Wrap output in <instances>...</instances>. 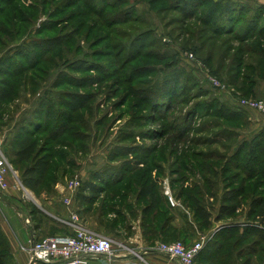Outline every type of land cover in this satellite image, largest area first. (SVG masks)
Returning <instances> with one entry per match:
<instances>
[{"label":"rangeland","instance_id":"1","mask_svg":"<svg viewBox=\"0 0 264 264\" xmlns=\"http://www.w3.org/2000/svg\"><path fill=\"white\" fill-rule=\"evenodd\" d=\"M183 1L0 0V62L12 70L11 95L0 97L1 151L22 182L13 143L25 127L36 131L49 172L39 188L20 189L31 208L106 171L99 200L77 203L100 234L134 236L150 208L147 230L167 222V240L224 238L216 264H264L254 205L264 197V112L239 104L264 102V39L235 35L254 15L264 32V15L243 10L232 33L217 35L202 22L212 2L194 12ZM177 212L185 225H172ZM34 220L46 236L66 234Z\"/></svg>","mask_w":264,"mask_h":264},{"label":"trees","instance_id":"2","mask_svg":"<svg viewBox=\"0 0 264 264\" xmlns=\"http://www.w3.org/2000/svg\"><path fill=\"white\" fill-rule=\"evenodd\" d=\"M207 1L208 0H184L183 10L187 11L191 9V11L195 12L200 8H202L205 2ZM210 1L212 2V6H211L212 8L210 11L207 12L208 13L207 16L202 18L203 19L202 22L207 25L210 24L213 28V31L217 35L232 33L234 29L237 28V26L240 23H242L241 17L247 15V13L244 12L243 10L245 11L251 10L254 7H256V9L259 8L260 10V12L259 11L258 12L262 13L261 15H264V5L259 7L253 6L247 0H210ZM237 14L239 15L238 17H236ZM256 16L257 15H254L248 18V20L246 21L247 24H245L246 27H244L243 35L239 33H235V35L240 39V41L252 40L255 37L264 39V35H263L264 32H262V30L258 28V18ZM230 26L232 27L231 29L228 30L224 29ZM11 72H12L11 67H9V64H7L6 61L0 62V83H2L0 84V97L2 99H7L11 95V93L7 91L9 84L7 80H5V77L8 76ZM169 94L170 93L167 92L165 94V97L168 96ZM76 103L77 104L74 109H78L82 107V103H78V102ZM168 107L170 106L168 105ZM36 134H37L36 131H32L29 127L27 128L25 127L23 131L20 132V136L18 135L13 143L15 146L14 161L18 166L24 167L23 179L22 178L20 179L23 182L24 186H27L32 190H35L42 185L43 181L45 180L49 172V161L42 159V157L44 158V156H42L44 152L39 148L40 145L39 139L35 137ZM105 172L106 171H104L103 173H100L99 171L93 172L91 174L92 179L89 181H85L84 184H82L80 190L77 191L75 194L76 207H77V203L84 202L86 204H92V203H96L99 200L100 195L106 191L103 188L104 187L103 184L109 183L110 182L109 179L112 176L109 173H105ZM199 203L200 201H195V205H194V210L197 217L203 223L209 222V219L212 218V214L205 213L203 210L204 208L200 207L201 205ZM254 205L256 209V219L261 223L262 227L264 228V197H260L256 201H254ZM237 208H238L237 205H235L233 211L229 212V214L235 212ZM150 212H151L150 208H145V210L143 211L142 224L144 227V233L149 232V228L147 230V227H149L150 223H148L147 217L148 215H150ZM31 213L32 215H38L37 213L39 212L37 209H35V207H33ZM226 214L227 212L221 210L220 216H217L216 219L222 220ZM169 226L170 224L164 222L161 225V228H157V229H160L161 233H163L164 236V233H167L166 230H168L171 227ZM182 232L184 233V230ZM167 239H168L167 235H165V237H163L161 241L172 242L171 240H167ZM222 240L211 239L204 246L203 250L197 256L196 260L199 259L200 256L205 255L208 257L206 258L208 264H216V261L219 258V254L222 252L224 248V244L222 243ZM182 242L185 243L184 241ZM3 257L5 260L4 261L5 264L13 263L12 255L10 254V245L8 239L0 227V264H2Z\"/></svg>","mask_w":264,"mask_h":264},{"label":"crops","instance_id":"3","mask_svg":"<svg viewBox=\"0 0 264 264\" xmlns=\"http://www.w3.org/2000/svg\"><path fill=\"white\" fill-rule=\"evenodd\" d=\"M247 1L257 7L264 5V0ZM261 125H264V118L258 121L256 127ZM15 182L16 179L11 177L10 187L1 195L0 227L10 245V254L13 257L12 264H30L28 248L31 242L34 239H42L47 236L44 233L42 224L34 220L37 215H32V208L27 197L24 196V193ZM61 197L57 196L56 192H53L50 197L43 194L39 201L35 202L40 215L47 218L49 223L58 227L59 230L57 232L73 233L74 226L72 225L71 211H75L78 214L79 220L77 224L80 228L100 234L98 229H94L88 223V220L81 219L80 208L76 207V204L69 208L62 202L63 199ZM178 214L177 212L175 219L172 221V225L175 227L185 225V216L180 215V217H177ZM180 219L181 224H177ZM131 228L135 231L132 237H127L124 240L110 237L117 247L119 245L123 246L118 249L117 256L92 258L90 264H180L177 260L170 259L154 251V246L164 237L160 229L153 230L149 228V232L144 233V230L137 223L132 224ZM195 264H199L198 260H196Z\"/></svg>","mask_w":264,"mask_h":264},{"label":"built area","instance_id":"4","mask_svg":"<svg viewBox=\"0 0 264 264\" xmlns=\"http://www.w3.org/2000/svg\"><path fill=\"white\" fill-rule=\"evenodd\" d=\"M242 107L258 109L264 112V102L240 101ZM16 172L0 147V198L3 192L10 187V178ZM16 177V176H15ZM19 189L25 188L22 182L16 179ZM79 181H72L67 186V193L62 202L69 208L75 206V194ZM26 189V188H25ZM172 205L175 202L170 198ZM74 226L73 233L55 234L42 239H34L28 250L30 253V264H90L92 258L115 257L118 247L114 241L105 235L96 234L80 228L77 224L79 218L75 211H71ZM205 242H196L190 246L182 241L165 242L160 241L154 246V251L170 259L177 260L180 264H194L197 256L203 250Z\"/></svg>","mask_w":264,"mask_h":264}]
</instances>
